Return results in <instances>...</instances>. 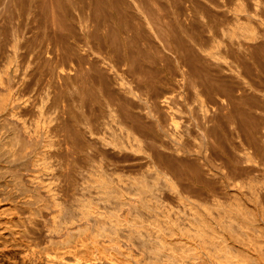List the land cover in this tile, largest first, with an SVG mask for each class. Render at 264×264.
<instances>
[{
    "label": "bare ground",
    "instance_id": "obj_1",
    "mask_svg": "<svg viewBox=\"0 0 264 264\" xmlns=\"http://www.w3.org/2000/svg\"><path fill=\"white\" fill-rule=\"evenodd\" d=\"M25 1L29 3L28 1L32 0ZM132 1L128 6L133 5L138 14L133 12L131 19L127 16L124 21L129 19L128 22L134 31L141 30L144 38L140 37L148 38L152 44L151 48L157 50L158 53H155L153 49L161 62H169L165 73L162 72L164 69L160 71L164 76H158L153 71V74L160 78L158 80H152L157 77L150 76L151 67L147 68L146 62L144 65V61L140 60L141 55L152 60L157 56L153 57L152 53L148 52L151 49H144L146 45H143L145 42L142 39L141 46L140 38H137V49L135 44L131 45L130 35L128 36L133 33L131 29L130 33H126L128 41L124 36L127 41L126 53H121L124 51L121 48L123 43H115L116 46L119 44L118 49H122L119 50L120 53L115 52V44L112 46L115 51L105 42L97 44L89 33L92 20L87 19L80 20L79 25L74 22V25L70 26L75 28L74 26L78 25L84 31H80L83 36L79 33L81 37L77 43L72 44L75 40L71 37L78 30V26L74 31L69 27L73 33L70 31L72 35H68V38L69 42L70 38L72 42L65 43L63 39L67 36H63L62 42L64 41L65 45L61 47L55 45V42L51 43L49 35L52 33L47 31L42 34H49L47 37H50V40L47 39V42L50 41V45L48 43L46 46H54L50 49L46 46V49L38 48L36 52L29 48L33 44V41H30L32 35L25 38L30 34H27V30H31V26L28 28L24 19L25 23L18 27V31L17 27H13L16 28L14 31L11 27L10 30L7 29V35L2 30L7 39L0 40V176L8 177L7 181L10 183L7 184L9 187L4 185L6 190H0V254L7 257L6 251L18 246L17 248L24 249L21 252H25L23 256L22 253L18 255L20 259L24 257L22 261L37 255L34 258L39 260L37 257L40 256L46 264H96V261L98 264V261L100 263L106 259H116L114 253L126 249L124 247L128 240L130 242L127 243L147 252L152 258L148 264H263L264 183L260 184L257 176L264 178V79L262 74L258 75V78L255 72L257 73L258 64H262L259 57L261 54L264 56V0H227L231 1V4L212 0L210 2L213 3L208 1L207 5L203 3L204 0H186L192 3L186 4L185 10L183 2L180 5L179 1L175 0L173 3L177 2V6H182V11H185L184 16L174 18L179 23L172 20L173 15L169 19L165 14L167 20L163 17L164 23L165 20L169 23L167 25H170L172 32L169 31L173 33L170 34L174 38L168 36V29L165 31L163 25L166 23L161 24L162 15L157 18L159 14H154L157 11L154 9L153 13L151 10L153 5L148 7V3L153 1ZM1 2L4 6L11 5L8 1L7 5L6 1ZM123 2L122 0L120 3ZM13 3L12 9L15 8ZM167 3L170 4L169 1ZM50 4L48 3L49 6ZM71 4L73 1H70L69 5ZM45 5H41L43 10ZM154 5L158 7L159 4ZM159 6L163 7L161 3ZM177 6L171 7L175 9ZM118 7L120 9V5ZM179 7L177 10L181 12ZM5 8L14 15L10 10L11 6ZM87 8L90 14L92 8ZM121 9L122 12L123 9L124 12L126 10L125 7ZM48 10L50 8L46 11ZM52 10L55 12V8ZM58 10L57 12L60 11ZM93 10L94 13L97 12L95 8ZM177 10L175 9V12ZM67 12L68 10L65 13ZM78 12L77 10V14ZM86 12L87 10L84 14H88ZM126 12L131 14V11ZM60 13L62 16L63 12ZM23 14L24 17L25 14L28 15ZM55 14L58 15L56 12ZM169 14L167 15L170 16ZM8 15L4 16L8 18ZM18 15L16 14L17 17ZM40 15L42 18V11ZM51 15L54 18V15ZM14 18L15 16H12L11 20L14 21ZM58 19L60 20L54 19L56 24H60ZM2 20L4 17L0 21ZM49 20L54 21L51 16ZM49 20L46 22L42 18L46 25ZM60 21L63 23L66 20L62 21L61 18ZM55 23L53 22L54 26ZM176 23L187 33L183 35L184 31L181 33ZM66 24L67 22L65 29ZM106 24L107 27L110 26L107 21ZM129 24L126 25L130 28ZM9 26L11 25L7 27ZM54 26L46 27L50 29ZM61 28H57L58 31ZM106 30L109 34V29ZM111 30L113 32L114 29ZM51 31L55 33V30L50 29ZM116 32L119 39L117 41L120 42V31ZM36 34L34 33L35 37L31 39L35 41L37 38L35 43L39 44L44 38L40 35L43 39L39 41L41 38H38L39 34L36 37ZM74 35L76 37L75 33ZM56 36L57 33L52 41ZM114 36L108 44L116 40L117 37ZM131 36L139 37L137 33ZM100 37L99 40L105 39ZM28 38L31 45L27 44L29 41L25 43ZM91 39L96 44H93ZM59 41L57 42L60 43ZM133 42L137 43L134 39ZM71 44V49L66 47ZM147 47L150 48V43ZM256 49L263 52L259 51V57L256 55ZM254 54L260 61L255 69L252 63L255 65L258 60ZM250 56L256 61L251 58L252 62ZM159 59H156L157 64H160ZM163 62L161 66L167 63ZM257 69L260 72L264 70ZM158 70L160 68L156 70L157 73ZM92 72L97 77V80L94 78L97 82L95 87L86 84L87 74L92 76ZM83 74L87 76L84 81L79 78ZM129 74L132 77H129ZM90 76L89 80L92 82ZM206 76L211 77L213 86L207 85L212 81H206L205 78H209ZM249 99H255V103L251 105L254 109H245L258 120L257 127L255 125L258 129L254 130L261 134L246 139V146L243 143L247 142L243 138L249 135L246 132L248 135L244 133L246 137H242V143L237 137L240 143L238 145L236 135L234 140L231 139L230 134L234 129L231 132L228 128L229 122L230 128L236 130L248 126L245 123L242 126L243 122L240 125L241 121L235 117H239L236 115L239 110L245 112L242 102L248 101L245 106H250ZM232 105L236 107V116L231 117L230 113L232 122L222 123L221 114L227 115V109L232 111ZM236 105L243 107L242 110H237ZM28 108L29 113H34L32 118L31 115H25V112L28 113L25 109ZM249 120L251 121L250 118ZM223 124L228 125V132H231L230 141L235 142L233 150L223 142L229 155L227 163L223 152H218L221 157L214 152L218 150H214L217 147L213 148L215 141L221 138L220 135L228 137L225 136L228 132L225 134L223 131L225 135L221 132L222 129L219 130L222 134L218 132ZM150 126L152 128H149ZM238 132L245 136L244 131ZM222 139L218 140V143ZM219 144L221 145V142ZM250 147L253 149L250 150ZM219 156L225 163L219 159L218 162H223L225 165H222L228 170L224 174L228 180L227 185L234 189L238 187L239 192L232 190L234 193H230L225 188V181L220 180L221 170L215 165ZM186 166L194 170V178L201 187L184 181L183 170ZM131 168L137 173L126 175V170L134 172ZM224 170L222 171L225 173ZM191 176L193 178V175ZM248 176L251 177L249 180ZM0 183L2 188L3 182ZM187 190L188 194H193V198L181 197L180 194L186 193ZM168 193L179 197L174 206H167L161 199L163 195H170ZM234 198L239 200L238 204L234 207L228 206L227 202ZM245 198L252 204L243 201ZM19 200L22 201L21 204H18ZM9 201H16V206H8ZM126 209L131 210V213L136 212V215L130 218V223L126 222ZM143 213L149 216L147 218L155 220V233L149 225L137 222V218ZM77 230L79 234L68 240V236ZM41 233L44 236L42 239L46 236L50 238L49 242H54L50 245L47 242L45 247L43 245L39 248ZM55 242L61 244H54ZM132 245L128 244L127 247ZM68 256L72 259L66 262ZM15 258L14 261L17 260ZM258 258H262L261 261ZM44 262L41 264H45ZM16 263L18 261L14 262ZM115 263L111 261V264Z\"/></svg>",
    "mask_w": 264,
    "mask_h": 264
},
{
    "label": "rangeland",
    "instance_id": "obj_2",
    "mask_svg": "<svg viewBox=\"0 0 264 264\" xmlns=\"http://www.w3.org/2000/svg\"><path fill=\"white\" fill-rule=\"evenodd\" d=\"M1 1H2V0H0V2H1ZM4 1H6V3H5L6 5H7L9 2H11V5L9 4L8 6H4V5H3V4H4L3 2L0 3V4L3 3V4L1 5L2 7L0 6V15H1L0 18L2 19V18L4 17V20H2V22L0 21V22H1L0 27L2 28V29L0 30V36H2L4 33H6V34L9 33V32H7V29L10 30L11 27H12L11 30H13V31L16 29V28H13V27H17L16 31H18V29H19L18 27H20V25H24V23H25L24 20L27 21V22L25 23V25L29 26L28 28H30V26H31V28H30L31 30H32V25H33V23H35V24H37V25H33V29H34V30L36 29V30H35V31L33 30V32H32L31 30L28 29V30H27V34H28V33H30V34H29V35H26V37H25V38H27L28 36L30 37V36L32 35V36L30 37V41H31V42L33 41V42H32L33 44L31 45V42L29 41V38H28V40L25 39V41H26L25 43H27V42L29 41L30 43L28 42L27 44H30L32 47H29V45L26 44L27 47H29V48H33V49L35 50V52H36V50H37L38 48H40V50H41V48H42V49H43V48H44V49L49 48V47H47L46 45H47L48 43H49V45H50V41H51V43H54V42H55V45H60V47H61V45L64 46L66 42L70 44V42H72V40H73V41L75 40V42L72 43V44L77 43V42H78V39H79L81 36H83V33H80V31H81V32H84V31L82 30V28H80V26H78V25L80 24V20L87 19V20H89V21L92 20V21H91L92 24H91V28L89 29V33L92 34L91 37L93 38V40L98 42L97 44H99V42H105L107 45H109V48L112 49V48H113L112 46H114L115 43H116V44H117V43H121V44L123 43V44H122L123 46H121V48H122L124 51L121 52V53H126V42L128 41V37L126 36V35H127L126 33H127V32L130 33V31L133 30V28L131 29V25L129 24L130 20L127 19V21H126V20L124 21V18H127V16H129L128 18L131 19V17L133 16V12H134L135 14H138V13H136V12H137L136 8H133V7H134L133 5H131L132 7H129V6H128V5L130 4V3H129L130 1L133 2L132 0H130V1L128 0L129 2H128L127 0H126V1L123 0V1L126 2V3H124V2H123V3H120L122 0H86V1H85V0H75V1H74V0H67V1H68V4H67V1H65V0H64V2H63V0H60V1H59V0H42V1H41V0H34V2H32L33 0H32V1H28V0H27L30 4L27 3L25 0H24V1H23V0H22V1H21V0H19V1H18V0H4ZM7 1H8V3H7ZM14 1H17V2L15 3ZM55 1L58 2V3H60V4L58 5V3H55ZM70 1H71V2L73 1V4H71V5H73L72 7H70L71 5H69ZM82 1H83V3H82ZM88 1L91 2L92 4L89 3ZM135 1H136V0H135ZM142 1H144V2H142ZM151 1H153V2L156 1V2H155L156 5H157V4L160 5V3H161V5H162L163 7H160L159 5H158V7L155 6V5H154L155 3L153 4V2H150V0H149V1H148V0H139V2H142V3H148V2H150V3H148V7H150L149 5H153V6H151V7H152L151 10H152L153 13H154L155 11L158 12V13H157V12L154 13V14H159V16L156 15L157 18H160V16L162 15L161 18H160V20H161V24H165V23H166L165 25H163V27H164L165 31L168 29V33H169L168 36H170L171 38H174V36H171V34L173 35V33H171L172 30L170 29L171 27H169L170 25H167V24H169V23L166 22V20H167L166 16L170 19V17L173 15L174 17H171L172 20H175L174 18H176V19L178 18V19H179L180 16H184L183 13H184L185 11H182V10H183V8H184V10H185V8H186V6H187L186 4H189V5H190V3L195 2L194 0H192V2H188V1H191V0H188L187 2H186V0H185V2H186V3H185L184 1L181 0V3H180V0H177V2L179 1L178 3H179L180 5H181L182 2H183V4H182V5H183V8H181L182 6H180V7L177 6V5H178L177 2H176V4H174V3H175V0H158V1H157V0H151ZM168 1H169V3H170L171 5L167 3ZM170 1H172V2H170ZM173 1H174V3H173ZM197 1H198V2H202L203 0H202V1H201V0H200V1H199V0H196V2H197ZM208 1H209V3H211V4L213 3V2H210V1H212V0H204L203 3H205V4L207 3V4H208ZM222 1H224V2L226 1L225 3H227V4H228V3L231 4V1H230V2L227 1V0H222ZM13 2H14V3H13ZM31 2H32V3H35L36 5H35V4L33 5ZM36 2H37V3H36ZM38 2H39V3H38ZM44 2H45V4L47 5V9L50 8V10H48V12L46 11L47 9H46V5L44 4ZM46 2H48L49 4L52 2L51 4H53V6H54V5H56V6L53 7L51 4H50V6H49L48 3H46ZM79 2L82 3L83 8H82V6L80 5ZM84 2H85V3H84ZM127 2H128V3H127ZM157 2H160V3H157ZM165 2H166V3H165ZM12 3H13V6H15V8H13V9H12ZM63 3H65V4H64L65 7L63 6ZM86 3H87V4H86ZM151 3H152V4H151ZM75 4H76V5H75ZM90 4H91V5H90ZM121 4H122V5H121ZM173 4H174V5H173ZM207 4H206V5H207ZM16 5H17V6H16ZM26 5H27V6H26ZM41 5H42V6L45 5V7H43L45 11L42 9ZM68 5H69V7H68ZM86 5H88V6H86ZM117 5H118V6L120 5V9H119V7H118ZM126 5H127V6H126ZM146 5H147V4H145V6H146ZM169 5H170V7H169ZM189 5H188V6H189ZM203 5H204V4H203ZM10 6H11L10 10H12V11L14 12V13H13L14 15H12V14L8 11V9L5 8V7H10ZM18 6L20 7V9H19ZM24 6H25V7H24ZM33 6H36L38 9H37V8H34ZM38 6H39V7H38ZM51 6H52V9L55 8L54 11H55L56 13H58V15H57V14L54 15L55 12H52L53 10L51 9ZM57 6H59V7H57ZM62 6H63V7H62ZM122 6H124L128 12L131 11V14H130V12L127 13L126 10H125V12H124V9H123V12H124V13H123V12L121 11V10H122L121 8H124V7H122ZM164 6H165V7H164ZM171 6H177V7H179L178 9H181V12H182V13L180 12V10H177V7H175V9L177 10V12L179 11V13L175 12L174 7L172 8ZM30 7H31V8L33 7L32 9L35 10V11H36V9H37V11L40 10V11H39L40 13H41V11H42V18H43V21L46 20V22H47V20H49V16H51V18H52L53 20H54L55 18H56V19H57V18H60V20H61V18H62V21H63V20H66L65 22L63 21L64 26H63V23H62L59 19H58L57 21H59L60 24H58V23L56 24V23H55V22H56L55 20H54V21H50V20H51V19H50L49 22H48V25H46V22H43V21H42V18L40 17V16H41L40 13L36 11L37 13H39V14H37V13H36L35 11H33ZM73 7L75 8V11H74V8H73ZM87 7H89V9L92 8L90 14L88 13L89 11H88V8H87ZM127 7H128L129 9H128ZM153 7H154V8H153ZM159 7H160V10L163 12V14H161L162 12L160 13ZM2 8L6 9L5 11H4V9H3V12H4V13L1 11ZM16 8H18V10H17ZM61 8H63V9H61ZM77 8H78V9H77ZM84 8H86V9H84ZM94 8H95L96 11H97V12H95V13L93 12V11H94V10H93ZM156 8H157V9H156ZM171 8H172V9H171ZM26 9H27L28 11H26ZM58 9H59V10L61 9L62 11H61V10L59 11ZM71 9H72V10H71ZM83 9H84V10H83ZM134 9H135V10H134ZM154 9H155V11H153ZM167 9H168V10H167ZM51 10H52V11H51ZM57 10H58L59 12H61V13L63 12L64 15H63V13H62V14L60 13V14L62 15V16H60V15H59V12H57ZM66 10H68L67 14L69 15V17H72V16H73L74 18L72 17V18L70 19L69 17H67L68 15L65 13ZM77 10L79 11L78 14H79V13H83V15H82V14H79V16H80V15H81L82 17L84 16V18H82L81 16H80L81 19L79 18L78 14H77ZM86 10H87L86 13H88V14H84ZM133 10H134V11H133ZM166 10L169 11L171 15H170L169 12H167ZM7 11H8L9 13H8ZM21 11H22V12H21ZM31 11H32V12H31ZM30 12H31V13L34 12V13L31 14ZM43 12H46V13H44V14H45V15L47 14V15H46L47 17L43 14ZM2 13H3V14H2ZM19 13H20V15H18ZM23 13H28V15L25 14V17H24V14H23ZM29 13H30V15H29ZM69 13H71V14H69ZM74 13H75V15H74ZM93 13L95 14V16H96V13H97V16H96V17L93 16ZM126 13H127V14H126ZM172 13H174V14H172ZM6 14H7V15L9 14V15H8V18H9V20L11 21V23H12V22H14V23H12V24L10 23V21L8 20V18L4 16V15H6ZM16 14L18 15V17L16 16ZM51 14L54 15V18H53V16H52ZM72 14H73V15H72ZM91 14H92V16H93L94 18H96V19H94V18L91 16ZM122 14H123V15H122ZM129 14H130V15H129ZM165 14H166V16H164ZM167 14H169L170 16H168ZM180 14H181V15H180ZM21 15H23L22 18H21ZM37 15H39V16L37 17ZM48 15H49V16H48ZM71 15H72V16H71ZM85 15L89 16L88 18H90V19H88ZM9 16H10V17H9ZM12 16H15L14 21H13V19L11 20ZM19 16H20V18H19ZM26 16H27V17H26ZM63 16H65V18H66V17H67V18L65 19ZM124 16H125V17H124ZM39 17H40V18H39ZM44 17H45V18H44ZM97 17H98V19H97ZM163 17H165L164 19H166V20H165V23H164ZM5 18H7V20H6ZM17 18H18V19H17ZM38 18H39V19H38ZM63 18H64V19H63ZM1 19H0V20H1ZM21 19H22V20H21ZM23 19H24V20H23ZM40 19H41V20H40ZM44 19H45V20H44ZM67 19H69V21H71L70 24L68 23L69 21H68ZM75 19H76L77 21H76ZM169 19H168V20H169ZM15 20H16V21H15ZM74 20H75V21H74ZM94 20H95V23H96V24L94 23ZM128 20H129V22H128ZM8 21H9V22H8ZM17 21H19V22H18V23H19L18 25H17ZM97 21H98L99 23H101V25H100ZM106 21L109 22V25H110L109 27H107L108 24H106ZM122 21H124V22H128V23H126V24H129V25H130V28H129V26L127 27V25H126L124 22H122ZM175 21L178 22V20H175ZM3 22H4V23H3ZM20 22H21V23H20ZM23 22H24V23H23ZM28 22H29L31 25L28 24ZM53 22L55 23L56 26H54ZM66 22H67V24H66L67 29H65V23H66ZM74 22H75L76 24H78V23H79V24H78V25H75V26H74L75 28L70 27V26L74 25ZM91 22H90V23H91ZM104 22H105V23H104ZM2 23H3V25H2ZM103 23H104L105 25H103ZM178 23H179V22H178ZM7 24H8V25H11V26L7 27V26H8ZM13 24H14V25H13ZM68 24H69V25H68ZM71 24H72V25H71ZM120 24H121V25H120ZM122 24L125 25L126 27L123 26ZM5 25H7V26H6L7 28L5 27ZM15 25H17V26H15ZM93 25L95 26V28H94ZM97 25H99L100 27L102 26L105 30L102 29V27H101V28L98 27ZM35 26H36V27H35ZM38 26H39V27H38ZM46 26H47V27H50V26L52 27V26H54L55 28L53 27V28H50V29H51V30L53 29V31L55 30V33L52 32V31L50 32V29L47 28ZM59 26H60V27H59ZM61 26H62V28H63V27H64V28L62 29ZM77 26H78L79 28H78ZM166 26H167V27H166ZM176 26L180 29L181 33L184 31L180 25H179L180 27L178 26L177 23H176ZM3 27L6 29V31H5V29H4ZM69 27H70L71 29H73L72 31H74V30H76V29L78 28L79 31L76 30V32H74V33L76 34V37H75L74 33L71 31V29H70ZM97 27L100 28L101 31H99V29H98ZM118 27H119V29H120V28H121V29L119 30ZM168 27H169V28H168ZM42 28H43V30H42ZM57 28H58V29L61 28L63 31L60 29V31H61V33H60V31H58ZM115 28H117L116 30H118V33H119V31H120V33H119V35H120L119 38L122 37V38H120V42L117 41V39H118V34H117ZM125 28L127 29V31H126ZM38 29H39V31H38ZM91 29H92V30H91ZM95 29H98V30H95ZM106 29H109L108 32H109V34L111 33L110 35L107 33V30H106ZM111 29H114L113 32H112ZM130 29H131V30H130ZM2 30H4V33H2V32H3ZM93 30H95V31H93ZM102 30H103V33H102ZM169 30H170L171 32H170ZM182 30H183V31H182ZM36 31H38V32H36ZM47 31H48L49 34L52 33V35H49V34H48L51 38H50V37H47L48 35H42L43 33L46 34ZM56 31H57V32H56ZM68 31H69V32H68ZM70 31H71V33H73V35L70 33ZM96 31H99V33L96 32ZM104 31H105V32H104ZM137 31H138V30H136V31L133 30V31H131V33L133 32L132 34H128V36L130 35V38H131V39H129L130 42H132L131 45H134V44H135L136 46L134 45V47H135V49H137L138 46H139V43H138L139 41H141V43H140L141 46H143V45L145 46V45H146V47L149 46V43H150V48H149V47H147V48L145 47L144 49H145V50H146V49H147V50L151 49L152 51L149 50L148 52H151V53H152L151 55H152L153 57H154V56H157V54L155 55V53H158V52H157V50L154 49V47H153V49L156 51V52L154 53V50L151 48V47H152V46H151L152 44H151V42H149L148 38H146V39H142V38H144V37L142 36L143 33L140 32L141 30L138 31V32H137ZM31 32H32L33 34H34V33H35V34H36V33L39 34L38 38H41L40 40L38 39L39 41H41V40L44 38V39H43L44 42L41 41V42L39 43V41H37V42L40 44V46H39V44L35 43L37 38H35V41H34V39H31V38H34V37H35V35L33 36V34H31ZM58 32H59L60 34H62V36H61L60 34H58ZM62 32H64L65 34H63ZM115 32H116V33H115ZM134 32H135V33H134ZM139 32H140V33H139ZM166 32H167V31H166ZM191 32H192V31H191ZM56 33H57V36H56V38H55L56 40L53 39V41H52V38L56 35ZM66 33H67V34H66ZM79 33H80V35H81V34H82V35L79 36ZM97 33H98V34H97ZM100 33H101V34H100ZM105 33H106V34H105ZM113 33H115L117 36H114L115 34L113 35ZM136 33H137V35H138L139 37H137V36H131V35H135ZM170 33H171V34H170ZM186 33H187V32H186ZM186 33H185V31H184L182 34L184 35V34H186ZM37 34H36V37H37ZM53 34H55V35H53ZM70 34L73 36V37L70 36V37L73 38V39L71 40V38H70V42H69V38H68L69 36H68V35H70ZM77 34H78L79 37L77 36ZM94 34H97L99 37H98L97 35L94 36ZM107 34H108V37H107ZM123 34H124V35H123ZM140 34H141V35H140ZM166 34H167V33H166ZM7 35H8V34H7ZM7 35H3V36H5V37H3V36L0 37V40H1V38H2V41H5L4 39H7V37H6ZM40 35H41L43 38H42ZM105 35H106V36H105ZM58 36H59V37H58ZM63 36H67V37H65V38L63 39V40L65 41V43H64V41L62 42V38H63ZM100 36H102L103 39H104V37H105V39H104L105 41L102 40V39L99 40V38H101ZM109 36H110L111 39H109ZM113 36H114V38H116V37H117V38H116V40H115V39L113 40V43H111V42H112V39H113ZM124 36H125V39L127 38V39H126L127 41L124 40ZM140 36H141L142 38H141ZM45 37H46V38H45ZM74 37H75V39H74ZM91 37H90V38H91ZM3 38H4V39H3ZM49 38H50L51 40H50ZM76 38H77V40H76ZM97 38H98V39H97ZM137 38H140V40L137 39ZM45 39H46V41H45ZM47 39H49L50 41L47 42ZM57 39H58V40H57ZM59 39H61V41H59ZM108 39H109V40H108ZM133 39H134V41L137 42L138 44H137V43H134V42H133ZM141 39L145 42V44H143V42H142ZM54 40H55V41H54ZM93 40L91 39L92 43H93V44H96L95 42H93ZM118 40H119V39H118ZM121 40H122L123 42H122ZM138 40H139V41H138ZM145 40H146V41H145ZM147 40H148V41H147ZM57 41H59L60 43L62 42V43L60 44V43H58ZM108 41H111V42H109L111 45L108 44ZM116 41H117V42H116ZM3 43H4V42H3ZM34 43H35V44H34ZM44 43H45V44H44ZM63 43H64V44H63ZM147 43H148V45H147ZM69 44H66V45H69ZM72 44H71L70 46H66V47L71 49V47L73 46ZM112 44H113V45H112ZM116 44H115L116 49H115V47H114V49H115L116 51H115L114 49H112V50H114L116 53H117V51L120 53V51H121L122 49H121L120 47H119L120 49H118V45H119V44H118L117 46H116ZM121 44H120V45H121ZM142 44H143V45H142ZM33 45H34V47H35V46H38V47L35 49V48L33 47ZM42 45H44V47H43ZM49 45H48V46H49ZM45 46H46V48H45ZM53 46H54V44L51 45L50 48H52ZM123 47H125V49H124ZM50 48H49V49H50ZM142 48H143V47H142ZM33 49H32V50H33ZM40 50H38V51H40ZM119 50H120V51H119ZM256 50H257L258 53H256V51H255L254 53H256V55H258V57H259V53L262 52V51H260V49H256ZM259 51H260V52H259ZM262 53H263V52H262ZM141 54H142V53H141ZM141 54H140V55H141ZM263 54H264V53H263ZM256 55L254 54L253 56H254V57L256 58V60H258V61H256V60L254 59L253 56H252V57L250 56L249 59H250L252 62H253L252 59H254V61H256L255 65H254V62L252 63L251 61H250V64L252 63V65H253L252 67L255 66V67L253 68V69H255V68L257 67L258 62H260L259 59H261V63H262V64L260 63V64H261V65H260L261 67H260L259 64H258V67H257V68H260V69L262 68V69H264V64H263V63H264V62H263V61H264V58H262L263 55L261 54V56L259 57V59H258V57H256ZM144 56H145V55H144ZM144 56L141 55V56H140V58H141L140 60H142V62L144 61V62H143L144 65L147 64V65H146L147 68L151 67V68H149V69L152 71V72H151L152 75L150 74V76H153V75H154L153 77H157V75H158V76H161V75L164 76L163 73H165V70H167V69H165V68H167L166 66L169 65V64H168L169 62H167V61L164 60V62H167V63L165 64V63L163 62V60H162V62L164 63V64H162V66H163V68H162V66H161V63H162V62H161V60L159 59V56L154 57L155 60H152V59H150V58H148V57H147V59H146V56H145V57H144ZM263 57H264V56H263ZM251 58H252V59H251ZM149 59H150V60H149ZM156 59H159L158 61H160V64H157V60H156ZM152 61H156V63H154V62H152ZM248 61H249V60H248ZM145 62H146V64H145ZM158 63H159V62H158ZM155 64H156V66H154ZM159 65H160V66H159ZM158 66H159V67H158ZM152 67H154V69H153ZM158 68H160V70H158V71H159V72H158L159 74H158L157 71H156ZM257 68H256V71H257L258 74L255 72L256 76L258 77V75H261V74L264 76V70H261V72H260V70L257 69ZM152 69H153V70H152ZM163 69H164V70H163ZM162 70H163V71H162ZM258 70H259V71H258ZM153 71H154V73H156L157 75H156V74H153ZM160 71H162L163 73L161 72V73H162V74H161ZM254 71H255V70H254ZM262 71H263V73H262ZM259 73H260V74H259ZM93 74H94V72H92V74H91V75L93 76V78H92V76H90V74H89V75L87 74L88 79H87V81L85 80V81L87 82L86 84H87V85H90L91 87H93L92 85H94V87H95V84L97 83V82H96L97 77H96L95 75H93ZM95 74H96V73H95ZM84 75H85V74H83V76H84ZM262 75H261V76H262ZM83 76L81 75L79 78H80V80H83V81H84V79H86L87 76L85 75V78H84ZM89 76H90V79H91L92 82H90V80H89ZM94 76H95V77H94ZM150 76H149V77H150ZM261 76H260V77H261ZM263 76H262V79H264ZM129 77H132V75L129 74ZM204 77H205V76H204ZM206 77H209V76H206ZM81 78H82V79H81ZM94 78H96V80H94ZM258 78H259V77H258ZM158 79H160V78H158V77L155 78V79L152 78V80H158ZM207 79H211V77H209V78H205V80H206V81H210V82L212 81V79H211V80H207ZM88 81H89V83H88ZM81 82H82V81H81ZM93 82H94V83H93ZM210 82H209V83H210ZM91 83H92V84H91ZM213 83H214V82L212 81L210 84L207 83V85H209V87H211L210 85L213 86ZM96 85H97V84H96ZM214 85H215V84H214ZM99 95H101V94H99ZM249 100H250V99H249ZM251 101H253V102H251ZM245 102H247V104H248V101H245ZM245 102H242V104H243L244 106H243L242 104H240L241 106L244 107V109H245V107H246V108H249L250 110H251V109H254V107L252 108L251 105H253L252 103H255V99H251V100H250V103H249L250 106H248V105L245 106V104H246ZM232 106H233V105H232ZM236 106H237V105H236ZM254 106H255V105H254ZM233 107H234V106H233ZM243 107L240 108V106H239V107L237 106V110H238L239 108L242 110ZM231 108H232V107L230 106V107H229V110H231ZM235 108H236V107H234V108H232V109L234 110ZM226 109H227V108H226ZM26 110H27L28 113L25 112V115L28 116V117L31 115L30 118H32V116H34V113L31 111L32 114H30L31 112L29 113V108H28V109H25V111H26ZM233 110H232V111H233ZM235 110H236V109H235ZM235 110L232 112V111H228V109H227L226 112L228 113V114H227L228 117H227V115H225L224 113H222V114H221V118H222L223 120L225 119V121L222 120V123L228 124L227 122H228V121H231V119L229 118V115L232 114L231 117H232V116L235 117V116L238 114L239 117H235V119H236V120H237L238 118L240 119V120L238 119V121H241V122H240V125H241V123L243 122V123H242V126L245 125V124H248L249 127H248L247 125H245L246 127L244 126L242 129L240 128L241 130H239V128L236 130L235 128H230V124H231V123L229 122V127H228V125L223 124L222 128H219V129H218V132H220L219 130L222 129L221 132L223 133V131H225V132H224L225 134H226V132H228V128L231 129V132H232V129H234V130L237 131V132H236V131L233 130L234 134H233V132H232V134H230L231 132H230V133L228 132L226 135L223 133L225 136L228 135V137H226L227 139H226L225 137H223V135H222V136L220 135V137L223 138L222 141H220V142H221V145L223 144L222 146H224V147H222V146L219 144L220 142L218 143V140H220L221 138H220V139L218 138V140H216L217 142L215 141V143H217V144H215V143L213 144V146H214L213 148L217 147V148H215L214 150L218 149V150H216V151H214V152H216V153H218V152H219V153H220V152L222 153V152H223L222 155H223L224 158L226 157V159H225V160H226V163H227L228 156H229V155H227V154H228L227 147H228L230 150L235 149V145L233 144V143H235V142H231L232 140L235 139V138H234V135H236V136H235L236 138L239 137V141H240V143H242V141H244V140H242V137H246L245 134H247V133H249V135L247 134L248 136H247L246 138H243V139H245V140H246V139L249 140V139L253 138V136H254V137L257 136V135L259 136V135L261 134V132L259 133V131H258V132L255 131L256 129H258V128H256V127H257L258 120H257L256 118H253V115H252L251 113L249 114L250 111H248V110L245 109V110H244L245 112L248 111V112H246V115H245V112H242L243 110H242V111H240V110L238 111V112H241L242 114L236 112ZM235 112H236V115H234ZM188 113H189V112H188ZM230 113H231V114H230ZM243 113H244V114H243ZM189 114H190V113H189ZM239 114H240V115H239ZM247 114H249L251 117H250L249 115H247ZM253 114H255V113L253 112ZM245 116H247V117H245ZM248 116H249V118L251 119V121L249 120ZM226 117H227V118H226ZM228 118H229V119H228ZM241 118H243V120H245L246 118H248V120H247V119H246V120L249 121V123H247L246 120H245L246 122L243 121ZM244 118H245V119H244ZM252 118H253V120H255V121H257V122L255 123V122L252 120ZM226 119H228V120H226ZM233 119H234V118H233ZM233 119H232V120H233ZM231 122H232V121H231ZM250 122H251V123H250ZM244 123H245V124H244ZM252 123H253V124H252ZM254 123H255V124H254ZM249 124H250V125L252 124V126H254V127L250 126ZM224 125L226 126L227 131H226ZM255 125H256V127H255ZM227 127H228V128H227ZM250 127H252V128H250ZM126 128H127V126H126ZM149 128H152V127L150 126ZM244 128H248V129H244ZM249 129H250L251 131H249ZM254 129H255V130H254ZM259 130H260V128H259ZM229 131H230V130H229ZM238 131H241V132L244 131L243 134L245 133V134H244L245 136L240 135V134H242V133H240V132H238ZM252 131H254V133H256V134H253ZM221 132H220V133H221ZM246 132H247V133H246ZM220 133H219V134H220ZM222 133H221V134H222ZM235 133H236V134H235ZM237 133H239V134H237ZM250 133H251V134H250ZM258 133H259V134H258ZM229 134L232 135V136H231L232 138L230 137ZM237 135H239V136H237ZM249 136H252V137H249ZM258 136H257V137H258ZM248 137H249V138H248ZM228 138H229V139H228ZM230 138H231L232 140H231ZM224 139H225V140H224ZM240 139H241V140H240ZM223 140H224V141H223ZM230 140H231V141H230ZM248 140H246L247 142H245V141L243 142V143L246 144V146H247V144H248ZM227 141H228V142H227ZM237 141H238V138H237ZM239 141H238V145L240 144ZM223 142L227 145V147L224 145ZM230 142H231L234 146L231 145ZM227 143H229L230 145L228 146ZM218 144H219V145H218ZM225 147H226V148H225ZM230 147H231V148H230ZM232 147H233V148H232ZM221 148H222V149H221ZM224 148H225V150H224ZM250 148H251V147H250ZM220 149H221V151H220ZM252 149H253V148H251L250 150H252ZM248 150H249V149H248ZM225 151H227V152H225ZM219 153H218L217 155H220V154H221V153H220V154H219ZM225 153H226V154H225ZM220 156H221V155H220ZM220 156H219V158H217V162H215V165H216V166L218 165L217 167H219V169L221 170V172H220V177H219L220 180H222L223 182L225 181V183H226V184H225V185H226L225 188H226L227 190H229L230 193H234L233 191H235V192H239L240 189L237 190L238 187H237V189H234V188H230V187H231L230 185H227V184H228V180L226 179V177H225L224 174H226V171H228V170H226V168H224V167H225V166H224V165H225V164H224V163H225V162H224L225 160L223 161V158H221L222 156H221V157H220ZM218 159H219L220 162L223 161L224 163L222 162V164H224V165H222L220 162H218ZM221 159H222V160H221ZM256 162H257V161H256ZM220 167H221V168H220ZM232 167H234V165H232ZM133 168H135V167H133ZM133 168H131V169L134 170ZM184 168H185L186 170H185ZM184 168H183V169L185 170V171L183 170V173H184V181H186V183L189 182V184L194 183V185H196L198 188L201 187V184L198 183V181L194 178V177L196 176L195 173H192V172H194V170L192 171L191 168H190V167H187V166L184 167ZM187 168H188L189 170H188ZM222 168H223V169H222ZM125 169H126V168H125ZM128 169H129V168H128ZM224 169H225V170H224ZM187 170H188V172H187ZM222 170H224L225 173H224ZM126 171H127V172H126ZM126 171H125V173H126V175H128V176H129V174L135 175V174L137 173L136 170H134V172L131 171V170H126ZM135 172H136V173H135ZM186 172H187V173H186ZM188 173H189V174L192 173V174L189 175ZM221 173H222V174H221ZM187 174H188V175H187ZM191 175H193V178H191V177H192ZM253 175H254V174H253ZM222 176H223V177H222ZM224 177H225V178H224ZM1 178H2V179H1ZM7 178H8V177H7ZM7 178H6L5 176H4V178H3V176H2V177L0 176V182H1V181L3 182V183H2V188H0L1 192H3V190H6V189H5L6 186L9 187V185H7V184H9L10 182L7 181V180H8ZM188 178H190V179H188ZM250 178H251V177L248 176V180H249ZM185 179H187V180H185ZM193 179H194V180H193ZM257 179H258V181H259L260 184H261V183H262V184L264 183V178H262L261 175H258V176H257ZM246 180H247V179H246ZM5 181H7V183H6ZM196 181H197V182H196ZM195 183H196V184H195ZM0 185H1V183H0ZM4 185H5V187H4ZM225 185H224V186H225ZM229 186H230V187H229ZM3 188H4V189H3ZM2 189H3V190H2ZM232 190H233V191H232ZM231 191H232V192H231ZM189 193H191V192H189ZM192 193H193V192H192ZM168 194H170V195H167V194H166L165 196L163 195L164 198L161 196V197H162L161 199H163V202H164L167 206H171V205L174 206V205L176 204V202H177V199H179V197H175L174 195H171V193H168ZM180 195H181V197L184 198V199L191 198V197L193 198V196H192L193 194H191V195L188 194V190H187L186 193H184V194H180ZM23 196H25V195H23ZM243 201H245V202L248 203V204L251 203V201L248 200V199H246V198H245ZM11 202H12V203H11ZM20 202H22V201L19 200L18 204H21ZM238 202H239V200L234 198V199L229 200V201L227 202V205L230 206V207H234V206H236V205L238 204ZM16 203H17L16 201H15V202H14V201H9V202H8V206H10V207L12 208L14 205L16 206ZM9 204H10V205H9ZM13 204H14V205H13ZM168 204H171V205H168ZM251 204H252V203H251ZM253 204H254V203H253ZM11 205H12V206H11ZM131 212H132L131 210L126 209V222H127V223H130V218H133V217L136 215V212H135V213H131ZM46 214H47V213H46ZM147 217H149V216H148L146 213H143L142 216H139V217L137 218V219H139L137 222L140 223V224L145 223V224L149 225L151 231H152L153 233H155V230H156L155 220H152L151 218H147ZM143 220H144V221H143ZM79 230H80V229H79ZM81 233H82V232H81ZM78 234H79V232H78V230H77V232H75V233H73L72 235H69V236H68V240L72 239L73 236H76V235H78ZM43 235H44V234H43ZM41 237H44V236H42V233H41V235H40L39 238H41ZM46 239H47V240H46ZM126 239H128V238L126 237ZM262 239L264 240V238H262ZM48 240L50 241V238L48 239V237H46V236H45V239H44V238H43V239H42V238L39 239V243L41 242V243H40L41 245L38 246V247L40 248V247L43 246V245H44V247H45V243H46V244L49 243L48 245H50V243L52 244V242H54L53 240H52V242H49ZM55 241H56V240H55ZM47 242H48V243H47ZM127 242H130V241L126 240V244H125L126 247L122 246V247H124V248H126V249H124V248L121 247V249H122V250H123V249L126 250V252H124V250H123V251L120 250L122 253H121L120 251L114 253V255L117 256V257H116L117 260H116L115 258H114V260L106 259L105 262H104V260H103V261H100V263H99V261H98V264H111V261H112L113 263L116 262L117 264H121V263L124 264L125 262H126V264H148L149 261H150L152 258L147 254V252H145L142 248L137 247L136 245L134 246V245H132L131 243H127ZM57 243H58V242H55L54 244H57ZM59 243H60V242H59ZM59 243H58V244H59ZM60 244H61V243H60ZM128 244H129V246H130V245H132V246H131V247H127ZM133 246H134V247H133ZM17 247H18V246H14V247H12V249H10L9 251H6L7 257H5L6 255L3 256V255L0 254V264H14V262H17V261H18V263H16V264H23V263H25V264H28V263L30 264V263H31V264H32L31 261L34 262L33 264H41V263H43V262L45 261V260L43 261L44 258H41V259H42V260H41V259L39 258L40 256L37 257V259H39V260H36L35 258H36L37 255L32 256L33 258L35 257L34 260H33V258L31 257L32 260H31V259H29V260H28V259H25L26 261H25V260L22 261V260L24 259V257H22V256L24 255L25 252L23 253V252H21V251H24V249L22 250L21 247H19V248H17ZM44 247H42V248H44ZM13 248H14V249H13ZM108 251H109V250H108ZM9 252H10V253H9ZM123 252H124V253H123ZM0 253H1V252H0ZM21 253H22V256H21V257L23 258V259L21 258L22 260L19 258L20 256H18V255L21 254ZM118 253H121V254H118ZM12 254H13L14 256H13ZM122 254H123V255H122ZM243 254L245 255L244 252H243ZM10 255H11L12 257H11ZM15 255H16V256H15ZM121 255H122V257H123V256H125V257L122 258ZM241 255H242V254H241ZM9 256H10V257H9ZM245 256H246V255H245ZM3 257H4V258H3ZM15 257L17 258L16 261L13 260V258H15ZM118 257L120 258V260H118V259H119ZM6 258H7V259H6ZM16 258H15V259H16ZM121 258L124 260V263H123V260H122ZM3 259H4V260H3ZM68 259H69V261H71L72 258H69V256H68V258H66V262L68 261ZM258 259L260 260V259H262V258H258ZM1 260H2V261H1ZM40 260H41V261H40ZM109 260H110V261H109ZM121 260H122V261H121ZM13 261H14V262H13ZM27 261H28V263H26ZM42 261H43V262H42ZM69 261H68V262H69ZM118 261L121 262V263H119ZM260 261H261V260H260ZM262 261L264 262L263 259H262ZM101 262H102V263H101ZM103 262H104V263H103ZM109 262H110V263H109ZM263 262H262V263H263ZM44 263L46 264V261H45ZM116 263H115V264H116ZM250 263L253 264V262H250ZM250 263H249V264H250ZM96 264H97V261H96ZM263 264H264V263H263Z\"/></svg>",
    "mask_w": 264,
    "mask_h": 264
}]
</instances>
